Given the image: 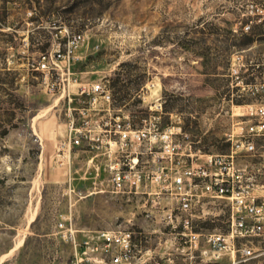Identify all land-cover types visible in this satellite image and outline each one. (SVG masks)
<instances>
[{"label":"rangeland","instance_id":"1","mask_svg":"<svg viewBox=\"0 0 264 264\" xmlns=\"http://www.w3.org/2000/svg\"><path fill=\"white\" fill-rule=\"evenodd\" d=\"M250 2L264 6L263 0H0V27H10L0 29V40L18 44L21 30L32 31L20 54L29 57L14 50L7 57L0 44V264H71L73 250L56 234L63 216L78 238L130 231L139 264H209L195 243L207 246V234L227 232L229 202L186 181L191 206L182 210L173 178L204 163L202 154L227 152L228 133L248 123V105L264 102L254 87L264 75V13H250ZM65 28L81 34L79 57L63 63L67 72L46 76L31 68L51 43L65 49ZM105 79L115 80L110 113L100 97L92 105L86 95L68 101L79 85ZM69 107L77 108L75 125L87 120L88 130L61 162L48 155L47 144L68 136ZM116 114L125 128L145 129L146 136L121 139ZM254 140L260 152L264 137ZM262 162L250 153L237 159L255 172L257 194L264 193ZM129 170L140 179L116 188L113 175ZM253 243L264 248V238ZM243 264H264V254Z\"/></svg>","mask_w":264,"mask_h":264},{"label":"built area","instance_id":"2","mask_svg":"<svg viewBox=\"0 0 264 264\" xmlns=\"http://www.w3.org/2000/svg\"><path fill=\"white\" fill-rule=\"evenodd\" d=\"M249 12L262 14L264 6L250 2ZM251 22L252 20L245 22L242 29L249 30ZM64 31L65 49L61 50L60 43H57L49 52L41 53L37 60L32 61L31 68L45 71L46 76L51 71H55L59 75L67 72L63 69V63L69 64L77 58L74 57V51L81 39V34H70L66 28ZM11 62L12 60L8 59V63ZM56 84L58 83H50L49 91H57L59 86ZM254 87L264 94V75L260 84H255ZM62 92H64V87H62ZM79 93L88 97L90 105L95 103L97 97H100L105 104L102 109L109 113L112 111V94L108 79L82 86ZM67 98L69 102L73 100L69 94ZM73 109L75 107L68 108V136L58 144L55 151V158L61 162L68 157L72 146L79 144L80 136L85 134V130H88L87 120L83 121V126L75 125V118L71 112ZM78 111L82 113L84 108H78ZM246 114L249 116L247 125L240 126L236 132L232 130L228 133L227 140L230 142V148L227 152L205 154L204 163L186 167L173 178L174 188L179 190L180 199L178 202L182 210H189L191 206L189 196L192 193L186 190V181L188 185L192 181L194 186L200 184L208 195L222 197L229 202L230 214L227 232L207 234L204 238L207 246H199L198 242L195 243L201 262L206 258L209 264H243L264 254V248L259 249L253 243L254 239L264 238V193H255L258 184L255 183L256 177L252 167L247 164L244 166L237 164V159L242 153H250L261 157L264 167V146L258 152L254 140V138L264 137V102L248 105ZM122 117L119 114L114 117L115 132L121 139L126 138L129 134L136 140L146 136L145 129L125 128L121 120ZM129 167L132 169L134 165ZM139 179V173L134 170L117 171L112 177L113 185L119 189L128 180L136 183ZM168 217L171 219L172 215L170 214ZM184 221L187 222V219ZM55 228L58 237L69 244L73 250L71 264H139L141 262L134 255L135 244L132 242L130 231L120 228L97 230L95 233L86 231L81 238H78L80 231L74 228L70 217L65 216L56 222ZM183 236H186V233L181 232V239ZM242 238H245L246 242H241L238 245V240ZM224 254L228 255L226 261H222Z\"/></svg>","mask_w":264,"mask_h":264},{"label":"crops","instance_id":"3","mask_svg":"<svg viewBox=\"0 0 264 264\" xmlns=\"http://www.w3.org/2000/svg\"><path fill=\"white\" fill-rule=\"evenodd\" d=\"M29 11V10H28ZM10 27H6V28H3L4 30H8ZM2 30V29H1ZM6 30V31H7ZM31 30H30V28H26L25 30H21V33H19L20 34V36H22V38H21V42H19L18 44H13L11 41H9V40H5V39H1L0 40V44L2 45H4V46H6V49L8 50V56L7 57H11L12 55H13V50L14 51H16L17 52V54H19V56H17V57H29V55L27 54L26 56H24V55H20V54H25V52L26 51H28V49H29V47H28V36H29V32H30ZM32 32V31H31ZM14 38H16V35H12ZM56 44H57V42H55V43H51L50 45H51V47L52 48H54L55 46H56ZM51 48V49H52ZM32 53H34V52H32ZM43 53V52H42ZM74 57H79V55L76 53V50L74 51ZM81 87H82V85H79L77 88H76V90L73 92V93H71V94H73V95H75V96H77V97H73L72 99H74V100H79L80 99V96H83V95H80V93H79V91H80V89H81ZM62 94H64V93H62ZM69 95H70V93H68ZM79 96V97H78ZM76 109V108H75ZM107 113H109V112H107ZM63 139H65V137H61V138H59V139H57V141L56 140H51V141H49V143L47 144V149H48V155H52V156H54V154H55V151H56V149H57V147H58V144L63 140ZM74 146H72V148H73ZM71 148V149H72ZM71 149H70V151H69V155H71ZM202 156H205V154H202Z\"/></svg>","mask_w":264,"mask_h":264},{"label":"trees","instance_id":"4","mask_svg":"<svg viewBox=\"0 0 264 264\" xmlns=\"http://www.w3.org/2000/svg\"><path fill=\"white\" fill-rule=\"evenodd\" d=\"M120 66H121V64H120ZM117 80H118V79H117ZM114 82H115V80H113L112 83L109 84L110 89H113V88H114V85H115Z\"/></svg>","mask_w":264,"mask_h":264},{"label":"flooded vegetation","instance_id":"5","mask_svg":"<svg viewBox=\"0 0 264 264\" xmlns=\"http://www.w3.org/2000/svg\"><path fill=\"white\" fill-rule=\"evenodd\" d=\"M155 263H156V264H161V263H159V262H157V261H155Z\"/></svg>","mask_w":264,"mask_h":264}]
</instances>
